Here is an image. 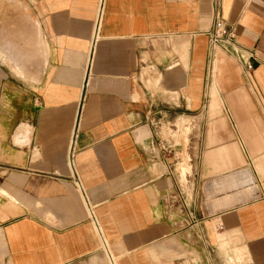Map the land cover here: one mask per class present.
Wrapping results in <instances>:
<instances>
[{"label":"crops","instance_id":"obj_1","mask_svg":"<svg viewBox=\"0 0 264 264\" xmlns=\"http://www.w3.org/2000/svg\"><path fill=\"white\" fill-rule=\"evenodd\" d=\"M213 1L0 0V264H264V0L249 72Z\"/></svg>","mask_w":264,"mask_h":264},{"label":"built area","instance_id":"obj_2","mask_svg":"<svg viewBox=\"0 0 264 264\" xmlns=\"http://www.w3.org/2000/svg\"><path fill=\"white\" fill-rule=\"evenodd\" d=\"M213 12V24L207 31L209 43L212 46H219L223 49H231L244 65L245 71H251L254 68V64L251 61V58H253V53L238 44L236 32L234 31L233 27L227 26V23L218 8L217 0L213 1ZM157 144L161 145V141H158ZM161 148L170 152V147L167 145L164 146L163 143Z\"/></svg>","mask_w":264,"mask_h":264},{"label":"rangeland","instance_id":"obj_3","mask_svg":"<svg viewBox=\"0 0 264 264\" xmlns=\"http://www.w3.org/2000/svg\"><path fill=\"white\" fill-rule=\"evenodd\" d=\"M2 4H4V2H1L0 3V5H2ZM5 5H8V3L6 2L5 3ZM12 6L13 5H15L16 6V8H17V11L18 10H20V5L18 4V3H13L12 2V4H11ZM188 127H189V125H187ZM170 128H173V127H170L169 125H163L162 126V131L163 132H165L167 135L168 134H170V135H172L171 137L173 138V139H175V141L176 142H178L179 141V139H182V138H184L185 137V135H184V131L183 130H178L176 127H175V129L176 130H170ZM169 131H171V132H169ZM189 130L187 129L185 132H188ZM180 157H181V161L184 163V164H186V165H188L189 164V162L187 161V159L189 158V155H187V153L186 152H182L181 153V155H180Z\"/></svg>","mask_w":264,"mask_h":264}]
</instances>
